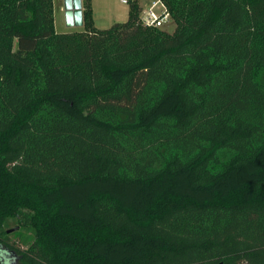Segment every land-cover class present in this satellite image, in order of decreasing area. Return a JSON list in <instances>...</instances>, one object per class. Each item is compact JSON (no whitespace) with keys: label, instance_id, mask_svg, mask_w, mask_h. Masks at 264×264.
<instances>
[{"label":"trees","instance_id":"trees-1","mask_svg":"<svg viewBox=\"0 0 264 264\" xmlns=\"http://www.w3.org/2000/svg\"><path fill=\"white\" fill-rule=\"evenodd\" d=\"M162 1L0 0V264H264V0Z\"/></svg>","mask_w":264,"mask_h":264},{"label":"rangeland","instance_id":"rangeland-1","mask_svg":"<svg viewBox=\"0 0 264 264\" xmlns=\"http://www.w3.org/2000/svg\"><path fill=\"white\" fill-rule=\"evenodd\" d=\"M131 1V2H130ZM129 4H123L120 0H91L93 26L99 30H107L116 23L126 22L129 18L130 4L134 0H130ZM142 8L148 7L154 0H138ZM249 2H257L259 0H247ZM63 0H52L51 12L55 32L58 34H79L86 31L83 27H68L65 12L63 11ZM164 31L174 33L176 24L171 21L164 28ZM16 224L12 225V228ZM10 239L16 242L17 237L10 235Z\"/></svg>","mask_w":264,"mask_h":264},{"label":"built area","instance_id":"built-area-1","mask_svg":"<svg viewBox=\"0 0 264 264\" xmlns=\"http://www.w3.org/2000/svg\"><path fill=\"white\" fill-rule=\"evenodd\" d=\"M130 0H120L123 4H129ZM172 21L170 12L162 0H154L148 7H144L140 16V22L147 28L163 29Z\"/></svg>","mask_w":264,"mask_h":264},{"label":"water","instance_id":"water-1","mask_svg":"<svg viewBox=\"0 0 264 264\" xmlns=\"http://www.w3.org/2000/svg\"><path fill=\"white\" fill-rule=\"evenodd\" d=\"M64 12L68 27H83V2L82 0H63ZM14 230H9L8 233Z\"/></svg>","mask_w":264,"mask_h":264},{"label":"crops","instance_id":"crops-1","mask_svg":"<svg viewBox=\"0 0 264 264\" xmlns=\"http://www.w3.org/2000/svg\"><path fill=\"white\" fill-rule=\"evenodd\" d=\"M63 11H64V5H63Z\"/></svg>","mask_w":264,"mask_h":264}]
</instances>
